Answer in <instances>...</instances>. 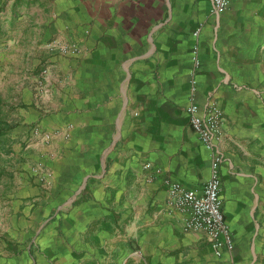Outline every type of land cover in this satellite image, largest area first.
Here are the masks:
<instances>
[{
    "label": "crops",
    "instance_id": "0c3cea01",
    "mask_svg": "<svg viewBox=\"0 0 264 264\" xmlns=\"http://www.w3.org/2000/svg\"><path fill=\"white\" fill-rule=\"evenodd\" d=\"M228 1L215 13L211 0H0V93L18 112L0 153L13 141L24 161L0 184V263L11 248L15 264H52L43 247L55 264H264V0ZM191 103L220 111L234 239L220 257L167 187L210 175Z\"/></svg>",
    "mask_w": 264,
    "mask_h": 264
},
{
    "label": "built area",
    "instance_id": "2783aa9c",
    "mask_svg": "<svg viewBox=\"0 0 264 264\" xmlns=\"http://www.w3.org/2000/svg\"><path fill=\"white\" fill-rule=\"evenodd\" d=\"M212 10L215 13L223 12L229 5L228 0H211ZM194 34L197 35V30ZM63 53H75L78 48L74 45L54 44ZM193 61L199 63L197 47L193 49ZM193 92V89H192ZM196 103L189 105V122L199 140L211 153L210 175L200 190L189 189L177 181H168L169 194L176 205L189 212L187 225L193 229L203 230L208 238L215 256L220 257L224 252L234 248V239L231 230L222 212L220 198V155L213 147V135L217 131L220 111L213 105L206 106L203 114L198 112ZM145 166H149L148 163ZM156 171H159L158 169ZM233 264V263H229Z\"/></svg>",
    "mask_w": 264,
    "mask_h": 264
},
{
    "label": "rangeland",
    "instance_id": "374dc122",
    "mask_svg": "<svg viewBox=\"0 0 264 264\" xmlns=\"http://www.w3.org/2000/svg\"><path fill=\"white\" fill-rule=\"evenodd\" d=\"M54 44H63V43L55 42V40H50L47 42L46 45L50 49L53 48L54 50H56L60 53H63L62 51H60L58 49L57 46H54ZM63 54H66V53H63ZM45 71H46V68H43L41 70V73L44 74ZM25 84H27V83H25ZM20 92L22 93V90ZM0 94H1L0 95V127L4 128L6 125H8L7 127H11L14 124H16V121L18 120V112H17V110H14V107H13V102H15V101H14L13 95L9 89L3 91ZM3 94H4V96H3ZM68 126H70V125H68ZM30 131H31L32 135L41 134L40 138H42L44 141L50 140L51 135H52V131L51 132L45 131V130L40 131L36 125L32 126ZM5 142H7V140L0 141V150L2 148H4ZM12 143H13V141L11 143L9 142V147H8L9 150L7 152L1 151L3 154L0 153V184H2L3 187L5 186L4 181H7V182L10 181L11 182L14 180V178H17L18 174H16V173L18 171H24L23 168L21 167L22 163H19L20 161L21 162H24V161L20 155H18V154L14 155V153L16 152L17 149L14 148L16 146H13ZM11 153H13V155H11ZM1 174H3L2 177H1ZM14 174H15V176L12 178V176ZM8 186H9V183H8ZM0 190H1V185H0ZM6 226H7L6 228L11 227L9 224H7ZM59 235H61L63 237L64 232L60 233ZM38 238H40L42 242H46V237L43 238L42 234L38 233V236L37 235L34 236L35 240L36 239L38 240ZM25 241H26L25 243L27 244L29 239H26ZM24 248L25 247L22 246L20 249H18V253H19L20 258H22V255H20V252H22L21 250ZM36 251H37L36 254L39 255L40 260H42L44 262L47 260L49 261V259H51L50 260L51 263L53 262L52 264H55L54 260H56V261L59 260L58 256H54V253L52 254L51 251L46 250L43 247L41 250H39V247H37ZM12 252H14L16 254L15 250H13L11 248L8 249V251L6 253L7 260H6L5 264H15V262H14L15 259L12 257ZM4 253L5 252H3V254ZM24 255H26V257L28 256L26 251L24 252ZM0 264H4V263H0ZM24 264H30V263L28 262V260H26L24 262Z\"/></svg>",
    "mask_w": 264,
    "mask_h": 264
},
{
    "label": "trees",
    "instance_id": "16d2710c",
    "mask_svg": "<svg viewBox=\"0 0 264 264\" xmlns=\"http://www.w3.org/2000/svg\"><path fill=\"white\" fill-rule=\"evenodd\" d=\"M2 133V129H1V127H0V134Z\"/></svg>",
    "mask_w": 264,
    "mask_h": 264
}]
</instances>
